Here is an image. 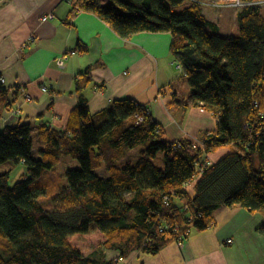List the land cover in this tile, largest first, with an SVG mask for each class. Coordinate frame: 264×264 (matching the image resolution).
Returning <instances> with one entry per match:
<instances>
[{
  "label": "trees",
  "instance_id": "trees-1",
  "mask_svg": "<svg viewBox=\"0 0 264 264\" xmlns=\"http://www.w3.org/2000/svg\"><path fill=\"white\" fill-rule=\"evenodd\" d=\"M77 5L122 38L169 33L170 53L190 92L184 106L212 114L216 129L201 147L169 142L148 110L131 99L91 115L84 96L91 75L78 74L77 103L65 129L51 128L41 115L34 124L0 132V264H118L136 251L156 255L213 227L220 208L264 216V8L239 9L238 35L224 37L197 0ZM9 100L0 83V115ZM34 130L42 145L38 158L32 156ZM138 148L135 164L118 166ZM219 149L228 153L216 163L199 161ZM158 154L162 168L153 164ZM19 165L26 172L10 187ZM102 165L106 178L98 174ZM49 174L60 186L45 209L38 184ZM258 232L264 236V224ZM106 250L118 257L106 261Z\"/></svg>",
  "mask_w": 264,
  "mask_h": 264
},
{
  "label": "crops",
  "instance_id": "crops-1",
  "mask_svg": "<svg viewBox=\"0 0 264 264\" xmlns=\"http://www.w3.org/2000/svg\"><path fill=\"white\" fill-rule=\"evenodd\" d=\"M213 10L203 9L205 17L218 26L221 36H230L223 31H229V15L236 23V14ZM170 42L169 33L122 38L94 14L74 13L69 0H0V78L10 91L0 132L20 123L34 124L41 115L51 128L65 129L77 103L75 78L89 70L92 84L84 96L91 115L115 100L131 99L148 110L167 141L201 144L215 131L217 120L200 108L184 106L190 92L188 85H177L187 80L170 53ZM65 54L60 68L56 60ZM33 134L38 140L35 130ZM227 153L219 149L206 158L216 163ZM214 218L213 227L173 242L156 255L136 251L118 264H264V236L258 232L262 214L232 207L218 209ZM104 255L106 261L118 257L114 251Z\"/></svg>",
  "mask_w": 264,
  "mask_h": 264
},
{
  "label": "rangeland",
  "instance_id": "rangeland-1",
  "mask_svg": "<svg viewBox=\"0 0 264 264\" xmlns=\"http://www.w3.org/2000/svg\"><path fill=\"white\" fill-rule=\"evenodd\" d=\"M198 1L204 5V9H205L206 13H208V10L212 8V9H214L213 11H222L224 9H230L232 11L231 13L236 14L237 11L242 8L241 5L233 6L234 4H236V2L233 0H198ZM258 1L262 2L264 0H258ZM241 2H243V1H241ZM179 10L180 9H177L176 11H179ZM227 18H228V20H227L226 26H227V29H229V31L224 30L223 32H225V33L228 32L232 36H237L238 35L237 24L232 20L230 15ZM234 27H235V30H234ZM177 69L179 70V68H177ZM177 85L179 87L182 85L187 86L184 79L179 80ZM182 93H184V91H182ZM32 138H33V145H34L32 156L34 158H38V152L42 148V145L35 138L34 134L32 135ZM139 149H141V148L130 151L122 160H120L118 162V166L119 167L124 166L126 163L135 164V162L137 161V159L139 157L138 156ZM207 160H208V158H206L205 162L209 161V160L208 161ZM153 164L159 168L163 167V161H162L161 154H158L156 156V158L153 160ZM25 172H26V167L24 165L17 166L10 175L9 186L12 187L17 181H19L21 176ZM98 174L104 175V176H105V174H107V171H106L104 165H102V167L98 170ZM38 186L44 190V193H43V195L40 196L39 201L45 209H48V208H50V207H48L49 206V198L52 195H54L56 192H58L60 182L55 175L49 174L48 176H46L45 178H43L39 182ZM190 193H192V191H190Z\"/></svg>",
  "mask_w": 264,
  "mask_h": 264
},
{
  "label": "built area",
  "instance_id": "built-area-1",
  "mask_svg": "<svg viewBox=\"0 0 264 264\" xmlns=\"http://www.w3.org/2000/svg\"><path fill=\"white\" fill-rule=\"evenodd\" d=\"M81 1V0H69V3L71 5V7L76 11V12H79V6L77 5V3ZM198 1V0H197ZM236 2V4H234L233 6L235 5H241V7H245V6H250V5H256V6H259V7H262L264 8V1L260 2L258 0H255V1H251V2H247L246 0H233ZM243 1V2H241ZM48 17H43L42 20L46 21ZM67 54L59 57L57 60H56V64L58 67L62 68L64 66V63L67 59ZM179 67V66H178ZM0 83L2 84L3 83V79L0 78ZM45 90V88H44ZM10 104V102H9ZM140 121H142L141 118H139ZM197 146L201 147L202 146V143L201 144H198ZM173 148H175V146H173ZM203 158V157H202ZM199 159L200 162H202L204 164V166L210 164L208 162H205L204 159ZM203 166V167H204ZM203 168H200V172H202ZM230 242V240H228V243ZM123 260H121L120 262H122Z\"/></svg>",
  "mask_w": 264,
  "mask_h": 264
}]
</instances>
